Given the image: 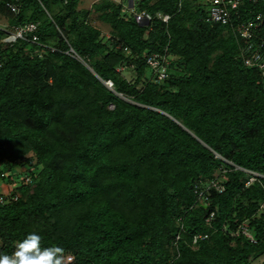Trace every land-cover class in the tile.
Instances as JSON below:
<instances>
[{"label": "trees", "instance_id": "obj_1", "mask_svg": "<svg viewBox=\"0 0 264 264\" xmlns=\"http://www.w3.org/2000/svg\"><path fill=\"white\" fill-rule=\"evenodd\" d=\"M262 1L244 0L240 20L262 16L252 49L264 56ZM79 2L0 0L9 28L38 24L36 43L7 46L0 24V184L20 166L31 179L11 180L3 194L0 255L35 232L41 247L63 249L62 264H250L264 256V178L245 186L235 168L264 176V78L245 66L241 36L205 23L204 0H139L135 12L148 23L122 2L87 10ZM92 14L107 35L87 21ZM153 54L170 59L163 82L146 63ZM210 179H222L224 191H211L205 207L194 192ZM242 223L255 243L230 235ZM195 234L207 238L192 245Z\"/></svg>", "mask_w": 264, "mask_h": 264}, {"label": "built area", "instance_id": "obj_2", "mask_svg": "<svg viewBox=\"0 0 264 264\" xmlns=\"http://www.w3.org/2000/svg\"><path fill=\"white\" fill-rule=\"evenodd\" d=\"M127 4V7L129 11L134 16V19L136 22H146L148 23L151 19V17L144 11L135 12L134 6L139 0H124ZM205 1V14L206 17L204 18V22L211 24V25H220V26H233L237 33L241 36L243 39L247 51L248 56L244 59L245 66L248 67H257L262 77L264 78V56L259 51L258 48L255 50L252 49V38L254 36L253 31H257L260 26V20L262 16L260 14H257L254 16V19H247V20H240L241 17V10L240 8L243 5L244 0H204ZM253 3H256L258 0H250ZM263 7H264V0L262 1ZM6 6L10 10L11 13H17L18 8L17 5L9 2L6 3ZM157 18L161 19L162 22L166 23L168 20V16H161L157 15ZM37 23H28L23 26L9 28L8 26L3 27V31L5 32V35L2 37L1 42L3 45L7 46L11 43H14L16 40L21 39L24 40L26 37L30 38V41L33 43H36L38 41L37 36ZM250 51V52H249ZM72 53V50H70ZM146 57V63L149 67V70L153 75L157 76V80L160 82H163L165 78L167 77V70L170 67V59L167 55L163 54H153ZM108 88L112 87V83L110 81L105 83ZM219 157V156H217ZM236 169H239L245 173L244 180L245 186L250 185L254 181H256L258 178H264V176L257 174L252 171H246L244 169H240L238 167H235ZM223 173L225 171H222ZM0 177H5L4 174L0 175ZM13 180V179H12ZM24 183L30 184L31 179L28 175H23L21 179ZM211 191H216L218 193H222L224 191V181L222 179H210L206 181L205 185L203 187L196 186L195 189V195H196V201L199 205L207 206V199L210 195ZM0 202H3L5 200L4 193L0 191ZM6 195V194H5ZM13 201H16L18 199L17 195H14L11 198ZM261 209L264 208V202L260 206ZM214 219V213L210 212L205 219L204 222L206 225H210L212 220ZM242 234L246 236L252 243H255V240L253 239L252 235L248 231L247 224L242 223L240 224L237 229L230 233L231 236ZM207 234H195L192 238V245H196L198 241L206 239ZM179 236L175 238L174 247L176 246V242L178 241ZM175 251H177V248L175 247ZM72 261V257L69 256L65 259V263H69Z\"/></svg>", "mask_w": 264, "mask_h": 264}, {"label": "clouds", "instance_id": "obj_3", "mask_svg": "<svg viewBox=\"0 0 264 264\" xmlns=\"http://www.w3.org/2000/svg\"><path fill=\"white\" fill-rule=\"evenodd\" d=\"M41 236L29 232L15 245L11 256L0 255V264H62L59 246L41 247Z\"/></svg>", "mask_w": 264, "mask_h": 264}, {"label": "rangeland", "instance_id": "obj_4", "mask_svg": "<svg viewBox=\"0 0 264 264\" xmlns=\"http://www.w3.org/2000/svg\"><path fill=\"white\" fill-rule=\"evenodd\" d=\"M98 0H80L79 4H78V9L79 10H87L90 8V6L96 2ZM115 2H122L124 7H127V4L125 3L124 0H114ZM87 21L89 23H91L93 26L97 27L98 29L101 30V32L104 34V35H107L108 34V31H109V28L107 25H105L100 19H98L96 17V15L92 14L90 15L88 18H87ZM0 24L4 27L7 26V23H6V19L3 18V17H0ZM118 70L122 71L123 73V76H125L128 80H133V73L131 70H124L123 71V68H118ZM33 160V163L36 164V159L33 157L32 158ZM25 167L24 166H20V167H16L14 170H13V175L11 174V177H10V181L8 182H3L2 184H0V191H2L4 194H8L9 192L12 191L13 189V186H12V183H11V180H15L16 181H19L22 179V176H23V172L25 171ZM67 175V174H66ZM14 177H18L17 179H15ZM63 259V258H62ZM66 259V258H65ZM64 263H65V260H63ZM264 263V256H260L256 259H254L253 261H251L250 264H263Z\"/></svg>", "mask_w": 264, "mask_h": 264}]
</instances>
